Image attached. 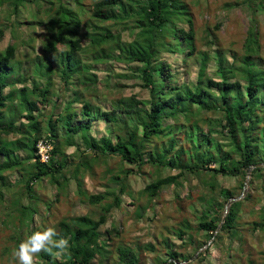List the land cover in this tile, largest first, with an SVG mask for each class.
<instances>
[{
	"label": "trees",
	"instance_id": "trees-1",
	"mask_svg": "<svg viewBox=\"0 0 264 264\" xmlns=\"http://www.w3.org/2000/svg\"><path fill=\"white\" fill-rule=\"evenodd\" d=\"M9 1L0 0V5ZM11 1L15 14H18L21 0ZM34 1L36 0H31ZM71 1L75 8L68 3L59 5L49 22L45 43L41 47L45 54L60 52L62 63L57 61L55 71L48 68L46 73H37L40 77L37 79L33 69L29 72L22 70L20 62L16 61V45L9 44L0 51V156L4 159L0 162V183L3 188L10 187L9 183L4 182V173L21 168L25 162L29 163V172L20 180L28 205L21 200L13 201L17 205L14 211L20 219L29 210L32 218L38 213V207L30 206L34 202L47 203L48 209L52 205L53 200L37 198L32 186L34 182L49 179L50 184L57 188V200L61 193L59 191L67 187L69 177L65 172H69L76 181L77 193L83 195L84 186L77 177L79 167L88 173L92 170V161L86 160L82 152L78 165H68L65 148L63 149L74 145L78 149L76 138L86 152H91L97 159L104 160L110 156L139 167L151 164L158 168L168 165L178 169L179 173L156 179L145 186L144 192L150 200L159 196L163 186L175 184L184 174L197 177L201 182L206 175L234 177L241 180V190L249 168L264 164V68L260 65L255 67L251 62L259 50L258 13L264 12V0H243L250 25L240 65H236L235 54H232L228 64L225 54L220 51L213 55L203 52L197 60L199 67L195 82L185 81L181 84L176 83L177 74L163 55H178L186 61L196 51L192 17L183 0H92L94 4L86 10L84 0ZM45 11L53 10L49 7ZM12 24L15 30L20 26L15 22ZM82 27L85 28L84 33L81 32ZM128 30L134 32L135 37L131 41H123L122 34ZM2 38L3 32L0 30V40ZM85 38L89 40L87 47L91 54L88 65L80 63L76 56L83 49ZM209 44L213 45V42L209 41ZM211 59L215 61L220 75L217 80L207 75ZM110 61L141 65L139 73L134 77L138 79L140 88L148 92V100H139L134 95L119 97L118 100L111 101L109 110L91 104L90 96L96 92L99 81L89 69ZM16 63H19V71L23 76L10 78L14 73L12 66ZM57 74L62 84L56 99L65 100L60 105L63 106L62 112L56 116L51 115L48 129L43 130L45 125L41 126L36 113L41 115L39 107L52 103L55 98L56 95H52L56 84L53 76ZM28 82L31 86H27ZM72 86H75L74 89ZM6 89H9L8 93H4ZM69 94L72 96L67 100ZM193 105L198 106L197 111H192ZM56 107L59 108L57 105ZM4 108L12 109L8 116L3 112ZM201 112L206 113L202 120L208 124L206 129L199 124L197 114ZM210 114H219L218 120L207 119ZM20 115L25 122L17 125L15 117ZM78 116L81 122L74 124ZM183 119L184 124L181 123ZM167 120H171L175 127L171 128L173 132L167 141L168 145L163 149V156H160L154 147L166 133ZM96 121L109 124L112 136L94 138L90 130ZM58 127L67 131V136L63 139L58 134ZM217 134L228 140V150H224V144L217 141ZM9 135L19 137L10 140ZM178 139L181 143L177 146ZM41 140H47L52 145L47 163L35 159L36 145ZM16 149L27 153L25 160L19 161ZM146 152H151L150 158H145ZM183 155L188 159L185 160ZM166 159L167 162H164ZM128 171H124L125 176ZM263 172L264 167L257 166L252 169L251 178L262 180L263 175L260 174ZM115 179L119 180V177L116 176ZM208 186L215 189V184L209 183ZM124 187L122 181L118 194L112 195L111 202L101 205L96 219L85 214L61 220L53 226L61 237L68 239L70 256L54 260L46 253H40L37 259L41 264H101L107 255L112 254L108 241L112 236H118L119 230L113 226L103 235L101 228L107 223L112 210L121 206L120 195L124 193ZM220 191L222 203L218 204L212 198L198 217L195 228L203 233L205 241L196 245L191 238L186 240L184 236L193 226L185 221L176 231L184 245L201 248L213 237V242L219 240L221 233L237 235L238 214L244 202L249 201L252 196L247 194L232 202L221 223L224 205L234 198V192L229 189ZM111 194L112 192L89 195L87 201L90 205H98ZM261 209L264 213V206ZM257 227L262 228V225L257 223L255 228ZM18 241L17 248L23 240ZM162 243L166 249V257L159 261L160 264L182 258L180 253L169 248L167 240ZM137 249H140L139 245ZM143 249L156 251L151 244ZM112 260V264H140L138 254L122 245L116 247Z\"/></svg>",
	"mask_w": 264,
	"mask_h": 264
},
{
	"label": "rangeland",
	"instance_id": "rangeland-1",
	"mask_svg": "<svg viewBox=\"0 0 264 264\" xmlns=\"http://www.w3.org/2000/svg\"><path fill=\"white\" fill-rule=\"evenodd\" d=\"M63 1L64 3L61 0H36L34 2L21 0L18 14H15L14 4L11 0L0 5V30L3 32V38L0 40V51H3L9 44H14L16 45L15 58L16 61L20 62L22 70L29 72L33 69L36 76L37 73H46L48 68L55 71L57 61L62 63L60 52L45 54L41 47L45 43L44 37L49 22L54 17V13L57 12L59 5L63 3L64 6L68 3L70 7L74 6L71 0ZM83 2L85 10L94 4L92 0H84ZM183 2L188 9V14L192 17L196 51L186 61H183L181 56L164 53L163 58L172 64V70L177 74L176 83L195 82L199 67L197 60L199 54L203 52L213 55L214 52L220 51L225 54L228 64L231 62L232 54H235L237 57L236 65H240L241 58L245 54L244 42L250 25L247 7L243 0H183ZM49 7H52V12L45 11ZM259 12V50L252 57L251 62L255 67L260 65L264 68V12ZM13 22L20 24L17 30L14 29ZM183 25L186 27L185 24ZM84 31L85 28L82 27L81 32L84 33ZM134 37L135 33L130 30L124 31L122 34L123 41H131ZM88 41V38L84 39L83 49L76 55L80 63L87 65L91 59L90 48L87 47ZM209 41H212L213 45H210ZM20 65L16 63L15 66H12L14 73L10 78L23 76V73L19 71ZM140 66L139 63L127 64L110 61L89 69V72L94 73L99 81L96 92L90 96L91 104L109 110L111 101L114 102L119 97L127 98L134 95L139 100H148V92L140 88L138 79L134 77L139 73ZM207 75L215 80L220 77L213 59L208 63ZM53 77L56 84L52 95L55 94L56 96L52 103L39 107L41 115L36 113L41 120V126L45 125L43 130L48 129L51 115L56 116L62 112L63 106L60 105L65 100L56 99L57 94H60L62 82L58 74ZM38 78L40 77L37 76ZM240 82L245 85L243 80ZM26 84L31 86L29 82ZM74 87L72 86V89ZM8 92L9 89L4 91V93ZM71 96L69 94L66 99ZM197 110L198 106L193 105L192 111ZM11 111L10 108L3 109L7 116ZM205 114V112H201V114H197V117L199 124L206 129L208 124L202 121ZM218 117L219 114H210L207 119L218 120ZM192 118L191 120H193ZM15 119L17 125L20 122H25L21 115ZM79 122H81L80 116L74 120V124ZM181 123L184 124L185 119ZM172 127L175 126L171 120L165 121L166 133L162 139L156 142L154 147L160 156H163V149L168 145L167 141L173 132ZM90 132L96 139L112 136L111 126L104 121L94 122ZM58 134L63 139L67 136V131L58 127ZM17 137L19 136L9 135L8 138L15 140ZM215 137L219 143L224 144V150H228V140L218 134ZM76 141L78 149L75 148V145L74 147H63V149L65 148L68 165L71 163L74 166L78 165L82 152L86 160L92 161V170L88 173L79 167L77 177L84 186L83 195L77 193L76 181L72 179L69 172H65L66 176L69 177L67 187L63 191H59L61 193L57 200L55 199L58 192L57 188L50 184L49 179L34 182L32 186L37 198L53 201H51L52 205L49 209L47 203L37 201L30 204L31 207H38V213L33 218L30 217V210L23 219H20V216L14 211V207L17 206L14 203L15 200H21L28 205V198L22 189L20 180L23 175L29 172V163L25 162L21 168L4 173V182L9 183L10 187L3 188L2 183H0V194H2L0 198V264H18V261L13 257V251L18 249V239L25 240L34 232L43 231L45 228L55 226L61 220L75 216L86 214L96 219L100 214L101 205L111 202L112 195L118 194L122 181L125 184V191L120 195L121 206L119 209L112 210L107 223L101 228L103 235H106V230H111L113 226H116L119 230L118 236L114 235L108 241L112 254L107 255L101 264L113 263L114 259L112 260V258L115 255L116 247L119 245L127 246L135 251L140 258V264H160L159 261L166 257V249L162 243L164 240H167L170 244L169 248L180 253L182 258L177 261L169 260L163 264H264V213L261 209L264 206V172L260 174L263 175L262 180L252 179L251 175L247 177L246 174L245 181L248 178V183L245 184L244 181L241 190V180L234 177L206 175L201 182L197 177H189L184 174L177 179L175 184L163 186L158 193L159 196L150 200L148 194L144 192L145 186L156 179L179 173L178 169L168 165L158 168L151 164L139 167L110 156L104 160L97 159L91 152H86L80 140L76 138ZM180 143L181 141L178 139L176 145L178 146ZM15 152L19 161L26 159L27 153L25 151L16 149ZM150 154L151 152H146L145 158H150ZM183 158L188 159L186 155H183ZM3 161L4 159L0 156V162ZM164 162H167V159ZM211 167L214 166L211 165ZM126 170H129L127 176L124 173ZM116 176L119 177V180L115 179ZM209 183L215 184V189H211L208 186ZM223 189L233 191L234 198L232 199L236 201L247 194L252 196L249 201L244 202L242 210L238 214L235 231L237 235L235 233L230 235L221 233L219 240L213 242V237L201 248L184 245L176 235V231L185 221L193 226L192 230L187 231L184 236L185 239L191 238L196 245L205 241L203 233L195 228L198 217L212 198L218 204L222 203L220 190ZM107 192H112L111 196L100 204L90 205L88 203L89 195H100ZM226 204L224 205L223 216L226 212ZM138 213L140 216H137ZM257 223L261 224L262 228H255ZM215 234L216 232H214ZM148 244L155 246L156 251L144 250L143 247ZM137 245L140 246V249H137ZM36 260L38 264H41L37 257Z\"/></svg>",
	"mask_w": 264,
	"mask_h": 264
},
{
	"label": "clouds",
	"instance_id": "clouds-1",
	"mask_svg": "<svg viewBox=\"0 0 264 264\" xmlns=\"http://www.w3.org/2000/svg\"><path fill=\"white\" fill-rule=\"evenodd\" d=\"M40 253H46L54 260L70 256L69 241L61 237L55 228L48 227L23 240L18 249L13 251V257L18 264H38L36 257Z\"/></svg>",
	"mask_w": 264,
	"mask_h": 264
},
{
	"label": "built area",
	"instance_id": "built-area-1",
	"mask_svg": "<svg viewBox=\"0 0 264 264\" xmlns=\"http://www.w3.org/2000/svg\"><path fill=\"white\" fill-rule=\"evenodd\" d=\"M35 159L42 163H47L50 159V152L52 149V145L48 141H39L36 145Z\"/></svg>",
	"mask_w": 264,
	"mask_h": 264
},
{
	"label": "water",
	"instance_id": "water-1",
	"mask_svg": "<svg viewBox=\"0 0 264 264\" xmlns=\"http://www.w3.org/2000/svg\"><path fill=\"white\" fill-rule=\"evenodd\" d=\"M257 166H263L264 167V164H257V165H254V166H252V167H250L249 168V170H248V172H247V177H249L250 175H251V171H252V169L253 168H255V167H257ZM248 183V178L246 179V181H245V184H247ZM234 201H236L235 199L233 200V199H230L228 202H227V208H228V206L232 203V202H234ZM227 208H226V212H227ZM225 212V213H226ZM224 218H225V215L222 217V221H221V223H223V221H224Z\"/></svg>",
	"mask_w": 264,
	"mask_h": 264
}]
</instances>
